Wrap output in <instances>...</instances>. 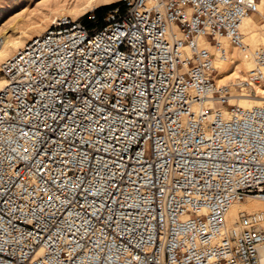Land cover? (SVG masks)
<instances>
[{"label":"built area","instance_id":"obj_1","mask_svg":"<svg viewBox=\"0 0 264 264\" xmlns=\"http://www.w3.org/2000/svg\"><path fill=\"white\" fill-rule=\"evenodd\" d=\"M116 2L0 63V264H264V0Z\"/></svg>","mask_w":264,"mask_h":264},{"label":"bare ground","instance_id":"obj_2","mask_svg":"<svg viewBox=\"0 0 264 264\" xmlns=\"http://www.w3.org/2000/svg\"><path fill=\"white\" fill-rule=\"evenodd\" d=\"M24 1L29 2V0H11L8 6L0 11V25L8 22L9 20H13V24L9 26L11 33H8V29H3L0 32V63L10 57L24 45L26 42H24L25 36L28 35L31 37L29 30H35L37 34H39V28L42 29L43 26H45L43 22H45L47 19H50L52 14L62 13L61 15H70L71 17L75 18L86 13L88 9L90 10L91 8L95 7V5H99V3H108L111 0H50V2L56 4V6L49 7L48 11H41L40 14H34L33 17L26 16L24 18V15H20L15 18L12 15L11 10L21 3L23 4ZM42 1L44 0H40L36 2V4H40ZM26 9L27 8H24L23 11H26ZM259 23L260 22L255 20L250 14L244 16L241 19L240 29L244 33L245 40L250 44L251 47L264 45V34H262L257 29V26H263L264 24ZM231 48L232 47L229 48V60L227 62L218 63L219 74L216 76V82L218 84L235 80L236 78H243L245 71L250 66V61L248 59L244 58L240 53L235 54L233 50H230ZM243 70L244 73L241 74V71ZM4 84L5 78L2 74H0V87H2ZM254 87L257 89L259 95H255L254 97H250L251 95L238 97L236 98L238 104L242 106H250L253 104L264 103V87H262L261 84H257ZM261 200L247 198L243 201L234 202L226 213L227 223L232 224L240 211H262L264 213V201ZM258 250L261 262L264 263V244H261Z\"/></svg>","mask_w":264,"mask_h":264},{"label":"rangeland","instance_id":"obj_3","mask_svg":"<svg viewBox=\"0 0 264 264\" xmlns=\"http://www.w3.org/2000/svg\"><path fill=\"white\" fill-rule=\"evenodd\" d=\"M11 0H0V11H2V9H5L7 6H8V4H9V2H10ZM38 1H40V0H29V2L27 1V2H25L24 1V3L22 4H19L18 6H16L15 8H13L11 11H12V15L16 18V17H18V16H20V15H24V18L26 17V16H31V17H33L34 16V14H40L41 13V11L43 12H46V11H48V8L49 7H54V6H56V4H54V3H51L50 2V0H44V1H42L40 4H36V2H38ZM68 1H70V0H68ZM117 0H111V1H109L108 3H99V5L97 4V5H95V6H97V7H99V6H102V5H106V4H110V3H114V2H116ZM50 2V3H49ZM26 3V4H25ZM42 5V6H41ZM24 8H27L26 9V11H23V9ZM89 10V9H88ZM86 12V11H85ZM28 13H29V15H28ZM32 14V15H31ZM62 13H54V14H52L51 15V18L50 19H47L45 22H43V24L45 25V26H43V28L41 29V28H39V31L40 32H42L45 28H47V26L50 24V22H51V20L53 19V17L54 16H58V15H61ZM64 15V14H63ZM9 17V16H8ZM255 20H257L258 21V19L257 18H254ZM11 24H13V20H9L8 22H6V23H4V24H2V25H0V32L3 30V29H8V33H11V29L9 28V26L11 25ZM259 24H261V23H259ZM257 29L262 33V34H264V25L263 26H257ZM29 32H30V34H31V36L32 35H34V34H37V32L35 31V30H29ZM39 32V33H40ZM30 36H25V38H24V42L29 38ZM230 50H233V52H235V54L237 53H239L237 50H235V49H233V48H231ZM244 73V70L243 71H241V74H243ZM0 74H1V72H0ZM261 86L262 87H264V84H261ZM255 95H259V93L257 92V89L255 88V94L254 95H251L250 97H254ZM259 200H261V199H259ZM261 201H264V200H261Z\"/></svg>","mask_w":264,"mask_h":264},{"label":"trees","instance_id":"obj_4","mask_svg":"<svg viewBox=\"0 0 264 264\" xmlns=\"http://www.w3.org/2000/svg\"><path fill=\"white\" fill-rule=\"evenodd\" d=\"M115 3H118V2H114V3H110V4H106V5L96 7L94 10H95L98 18L101 19L102 15L106 12V10L109 9ZM84 21L88 22L87 19L85 18V16H84Z\"/></svg>","mask_w":264,"mask_h":264},{"label":"snow or ice","instance_id":"obj_5","mask_svg":"<svg viewBox=\"0 0 264 264\" xmlns=\"http://www.w3.org/2000/svg\"><path fill=\"white\" fill-rule=\"evenodd\" d=\"M243 2V0H238V3H242ZM52 199V197H49V200H51Z\"/></svg>","mask_w":264,"mask_h":264}]
</instances>
